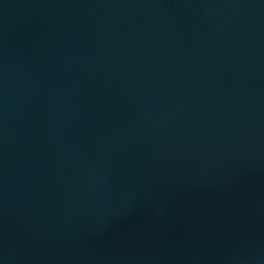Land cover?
<instances>
[{"label":"water","instance_id":"1","mask_svg":"<svg viewBox=\"0 0 264 264\" xmlns=\"http://www.w3.org/2000/svg\"><path fill=\"white\" fill-rule=\"evenodd\" d=\"M0 264H264V0H0Z\"/></svg>","mask_w":264,"mask_h":264}]
</instances>
